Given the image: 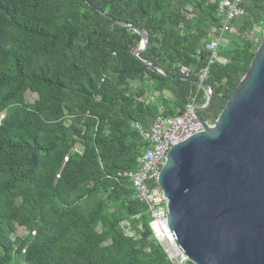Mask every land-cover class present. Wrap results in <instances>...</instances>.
I'll return each mask as SVG.
<instances>
[{"label":"trees","instance_id":"obj_1","mask_svg":"<svg viewBox=\"0 0 264 264\" xmlns=\"http://www.w3.org/2000/svg\"><path fill=\"white\" fill-rule=\"evenodd\" d=\"M219 1L0 0V264L17 255L25 264H173L118 174L135 170L147 146L132 123L148 127L159 114L142 98L148 90L164 116L195 95L199 117L212 123L246 73L263 0H243L223 32L226 62L210 64L203 81L209 101L197 85L210 30L223 21ZM129 25L148 36L137 55L141 36ZM27 91L37 94L32 103ZM17 226L27 233L12 240Z\"/></svg>","mask_w":264,"mask_h":264},{"label":"water","instance_id":"obj_2","mask_svg":"<svg viewBox=\"0 0 264 264\" xmlns=\"http://www.w3.org/2000/svg\"><path fill=\"white\" fill-rule=\"evenodd\" d=\"M129 27L141 36L137 55L148 36ZM195 113L203 129L172 146L159 173L169 230L193 264H264V28L216 119Z\"/></svg>","mask_w":264,"mask_h":264},{"label":"built area","instance_id":"obj_3","mask_svg":"<svg viewBox=\"0 0 264 264\" xmlns=\"http://www.w3.org/2000/svg\"><path fill=\"white\" fill-rule=\"evenodd\" d=\"M242 1H219L218 9L220 15L223 16V21L219 28H211L210 30L209 42L206 44V48L211 51V54L207 65L199 73V81L203 82L207 77L210 64L226 62L225 59L218 55L217 48L223 38V32L230 30V22L243 13ZM180 72L186 76L189 74V70L185 66H180ZM203 90L208 97V94L211 93L210 86L206 84ZM194 102L195 95L190 98L182 113L174 116H164L159 113L148 127H144L138 122H133L132 127L138 132L147 146L138 158V165L135 170L118 174L130 183L131 188L134 190V198L146 205L150 214L149 227L151 229V237L162 247L168 258L172 259L180 255L182 256V262L186 259L167 225L168 199L164 197L158 178L168 150L203 129L195 113ZM3 117L4 113L2 112L0 113V121ZM207 124L211 125L208 122Z\"/></svg>","mask_w":264,"mask_h":264},{"label":"rangeland","instance_id":"obj_4","mask_svg":"<svg viewBox=\"0 0 264 264\" xmlns=\"http://www.w3.org/2000/svg\"><path fill=\"white\" fill-rule=\"evenodd\" d=\"M263 26L261 25H258L257 27H255L253 29V31L250 33L249 36L251 37H254L255 40H260L261 41V36H262V30H263ZM227 42V40L225 38H222V40L220 41V43H225ZM130 84H132V88L136 89L140 83L138 81H133V80H130L129 81ZM146 85H148V83L146 82ZM162 96L164 97L165 100H172L173 96L170 92L168 91H163L162 92ZM37 98V94L35 92H31V91H27L25 93V96H24V99L26 102L28 103H32L35 99ZM142 98H145L146 99V102H154L157 106V109H158V112L159 113H162L163 110H164V106L162 103H161V100L160 98L158 97L157 93H151L150 90H148L146 92V94L144 95V97ZM76 150L79 152L82 150V147L77 144L76 145ZM20 202V198H17L16 199V203H19ZM128 223L126 221L122 222L120 225L122 227V229L124 230V233L128 236L132 235L133 232L130 231L128 229V227L126 226ZM27 233V230L24 228V227H20V226H17L15 228V231L13 233H11V239L14 240L16 237H23L24 235H26ZM182 256H177L176 258H168L169 260L171 259L173 261V264H182ZM13 264H25L24 263V259H23V256L22 255H17L14 257V260H13Z\"/></svg>","mask_w":264,"mask_h":264}]
</instances>
